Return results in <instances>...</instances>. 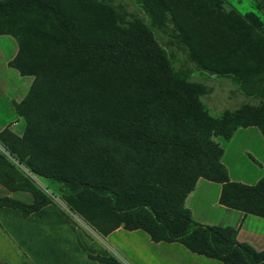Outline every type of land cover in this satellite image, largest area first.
<instances>
[{"label": "trees", "instance_id": "obj_1", "mask_svg": "<svg viewBox=\"0 0 264 264\" xmlns=\"http://www.w3.org/2000/svg\"><path fill=\"white\" fill-rule=\"evenodd\" d=\"M141 1L156 22L169 16L198 68L264 83V28L252 14L223 12L221 0ZM1 35L18 47L9 67L33 79L14 104L22 137L0 132L12 160L66 189L69 209L102 236L142 230L222 264H264V249L238 243L233 228L196 223L185 206L201 178L221 185L220 205L264 218V178L230 182L214 140L250 126L264 137V96L259 106L211 115L199 100L203 86L177 77L152 33L139 21L121 26L102 1L0 0ZM0 184L32 197L0 198V208L26 217L52 204L2 154Z\"/></svg>", "mask_w": 264, "mask_h": 264}, {"label": "crops", "instance_id": "obj_2", "mask_svg": "<svg viewBox=\"0 0 264 264\" xmlns=\"http://www.w3.org/2000/svg\"><path fill=\"white\" fill-rule=\"evenodd\" d=\"M17 50L12 37L0 36V132L8 129L22 137L26 124L14 104L24 100L33 79L9 67ZM218 143L230 182L252 187L264 178V137L257 127L239 128L230 140L220 139ZM220 193L221 185L198 179L185 199L192 219L201 225L233 228L238 243L263 250L264 218L220 205ZM5 196L32 202L28 194ZM89 229L72 227L55 204L26 217L18 210L0 208V263L23 264L25 258L29 264H98L88 255H99L111 256L120 264H222L194 254L179 243H154L142 230L119 227L102 236Z\"/></svg>", "mask_w": 264, "mask_h": 264}, {"label": "rangeland", "instance_id": "obj_3", "mask_svg": "<svg viewBox=\"0 0 264 264\" xmlns=\"http://www.w3.org/2000/svg\"><path fill=\"white\" fill-rule=\"evenodd\" d=\"M97 1L106 3L115 11L121 26H126L132 21H139L143 24L167 55L173 73L187 82L203 86L205 93L200 96L199 100L211 115L217 116L223 111L238 109L242 105L256 107L262 103L264 83L241 85L232 75L213 74L198 68L190 59L187 44L173 26L168 15H165L162 22H156L141 0ZM220 8L223 12L233 11L241 17L252 14L254 26L258 24L260 28H264V0H221ZM220 139L219 137L214 138L216 143ZM0 154L15 165L29 183L49 197L51 203L60 209L72 227L89 229L90 226L79 215L71 211L65 203L64 196L69 195L66 189L57 183L46 181L29 173L22 165L9 157L1 144ZM15 193L30 195L25 191L12 192L0 184V198H9L5 195Z\"/></svg>", "mask_w": 264, "mask_h": 264}]
</instances>
